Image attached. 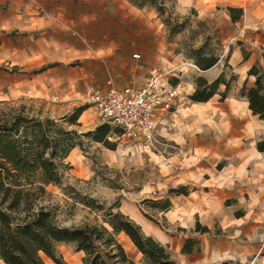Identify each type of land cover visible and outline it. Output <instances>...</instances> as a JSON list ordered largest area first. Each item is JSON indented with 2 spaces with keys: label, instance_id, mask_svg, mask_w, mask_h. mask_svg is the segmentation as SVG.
<instances>
[{
  "label": "rangeland",
  "instance_id": "374dc122",
  "mask_svg": "<svg viewBox=\"0 0 264 264\" xmlns=\"http://www.w3.org/2000/svg\"><path fill=\"white\" fill-rule=\"evenodd\" d=\"M142 1L139 8L128 0H50L59 6L50 14L42 0H17L11 14L0 12V102L53 119L86 108L79 126L69 128L82 134V146L64 161L63 185L46 186L39 203L61 226L100 221L64 193L70 187L104 211L118 207L175 264H264V152L257 149L264 120L241 108L238 117L223 110V84L208 102L189 99L198 78L211 83L222 74L230 85L225 99L241 102L244 83L254 82L248 70L264 64V5ZM198 56L218 61L200 70ZM239 59L251 67L244 72ZM140 68L146 80L156 68L180 86L172 113L157 126V143L139 149L111 126L110 145L94 143L84 134L105 123L96 118L87 87L103 89L109 79L140 86L144 81L131 85L136 78L128 74ZM182 186L187 195L171 192ZM166 199V212L153 205ZM187 239L190 254L181 253ZM117 240L141 261L123 234ZM57 249L65 264H82L83 253L70 245Z\"/></svg>",
  "mask_w": 264,
  "mask_h": 264
},
{
  "label": "trees",
  "instance_id": "16d2710c",
  "mask_svg": "<svg viewBox=\"0 0 264 264\" xmlns=\"http://www.w3.org/2000/svg\"><path fill=\"white\" fill-rule=\"evenodd\" d=\"M128 1L139 8L146 5L142 0ZM158 11H162L161 7ZM217 61L214 57L198 56L195 65L207 70ZM247 74L254 76V82L250 87L244 83L240 96L247 100L252 115L264 120V64L252 66ZM219 84L224 85V91L219 94V101H223L230 85L222 74L211 83L198 78L189 99L205 103L216 94ZM85 109L79 107L53 119L30 115L23 106L15 109L0 102V264H46L44 258L52 264H65L57 249L59 244L70 245L75 252L83 253L82 264H175L165 247L144 235L140 226L118 207L104 211L89 196H81L70 187L64 188V193L74 203L100 215V221L61 226L55 221L52 210L40 205L39 198L45 194L46 186L63 185L67 168L64 161L73 149L82 146V134L69 128L79 126L77 121ZM109 133L110 126L103 124L84 135L108 147L106 136ZM257 149L264 152V139L257 143ZM171 192L187 195L183 186ZM153 205L164 212L170 206L168 199ZM200 229L202 233L208 232L206 227ZM119 234L129 239L142 257L140 262L126 253L117 240ZM191 243L187 239L181 253L190 254Z\"/></svg>",
  "mask_w": 264,
  "mask_h": 264
},
{
  "label": "built area",
  "instance_id": "2783aa9c",
  "mask_svg": "<svg viewBox=\"0 0 264 264\" xmlns=\"http://www.w3.org/2000/svg\"><path fill=\"white\" fill-rule=\"evenodd\" d=\"M86 92L99 121L119 130L135 147L146 149L157 143V126L172 113L180 86L170 84L154 68L141 86L121 87L109 79L103 89L88 86Z\"/></svg>",
  "mask_w": 264,
  "mask_h": 264
},
{
  "label": "crops",
  "instance_id": "0c3cea01",
  "mask_svg": "<svg viewBox=\"0 0 264 264\" xmlns=\"http://www.w3.org/2000/svg\"><path fill=\"white\" fill-rule=\"evenodd\" d=\"M16 1L17 0H0V12L6 9V11L9 14H11L12 13V2H16ZM195 1H197L199 3H204V2H209V3H240L242 5H244L246 3H251V4L253 3V4H262V5H264V0H195ZM42 2L44 3V8L50 14L52 12H56L58 10V8H59V6L57 8L56 7L53 8V7L49 6L50 0H42ZM263 11H264V8H263ZM263 11H261V12H263ZM48 21H49L48 24H51V23H53V25L56 24L55 21H53V20L50 21V18H48ZM237 63L240 64V66L242 67V69H243L244 72L247 71L251 67V62L249 60H240L239 59ZM130 73H132L131 74V77H133L134 79L136 78L134 81H131L130 82L131 85H134L135 83H141L143 81L145 83V81H146L145 77L147 76V70H146V68H140L136 72H134V71L131 70L128 74H130ZM219 73H220V71H219ZM134 86H138V85H134ZM197 104L201 105L202 103H197ZM220 104H221V107L223 108V110H226V112L229 115H232L233 114V116L238 117V115H240L239 108H241V110L244 109L246 111V113H248L250 115L251 118H255L256 117V115H252L251 111L248 109V102H247V100L245 98H241V102H237V101H234V100H233V102H230L229 100L224 99L223 101L220 102ZM197 109H200V108L197 107ZM167 116H165V118H163L162 121L164 119H166Z\"/></svg>",
  "mask_w": 264,
  "mask_h": 264
}]
</instances>
